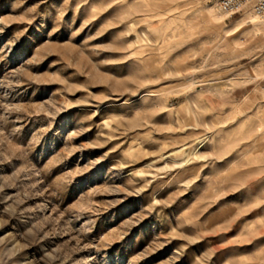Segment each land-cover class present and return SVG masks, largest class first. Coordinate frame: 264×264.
<instances>
[{
  "label": "rangeland",
  "instance_id": "1",
  "mask_svg": "<svg viewBox=\"0 0 264 264\" xmlns=\"http://www.w3.org/2000/svg\"><path fill=\"white\" fill-rule=\"evenodd\" d=\"M256 16L0 0V264H264Z\"/></svg>",
  "mask_w": 264,
  "mask_h": 264
},
{
  "label": "built area",
  "instance_id": "2",
  "mask_svg": "<svg viewBox=\"0 0 264 264\" xmlns=\"http://www.w3.org/2000/svg\"><path fill=\"white\" fill-rule=\"evenodd\" d=\"M218 7L229 17L249 10L259 17H264V0H218Z\"/></svg>",
  "mask_w": 264,
  "mask_h": 264
},
{
  "label": "bare ground",
  "instance_id": "3",
  "mask_svg": "<svg viewBox=\"0 0 264 264\" xmlns=\"http://www.w3.org/2000/svg\"><path fill=\"white\" fill-rule=\"evenodd\" d=\"M252 21H253V18L251 16L245 17V18L237 21L238 23L236 25V28L237 29H242V28L244 29L246 27H249L251 25Z\"/></svg>",
  "mask_w": 264,
  "mask_h": 264
}]
</instances>
